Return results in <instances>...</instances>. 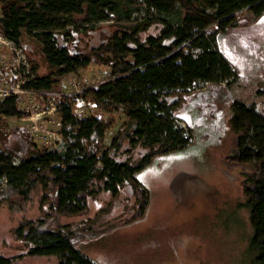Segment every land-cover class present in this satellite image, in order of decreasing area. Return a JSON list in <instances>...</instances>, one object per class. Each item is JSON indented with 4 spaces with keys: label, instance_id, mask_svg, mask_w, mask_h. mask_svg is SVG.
<instances>
[{
    "label": "trees",
    "instance_id": "trees-1",
    "mask_svg": "<svg viewBox=\"0 0 264 264\" xmlns=\"http://www.w3.org/2000/svg\"><path fill=\"white\" fill-rule=\"evenodd\" d=\"M143 1L150 12L141 19L116 25L96 45L71 50L50 30L64 27L57 15L85 14L103 20L121 9L128 15L134 0H0V33L19 47L25 33L36 40L33 49L26 50L33 76L22 84L24 89L50 92L76 68L104 66L105 77L86 91L96 101L122 105L125 116L104 144L111 119L97 112L78 116L75 103L80 95L62 92L57 111L64 146L57 151L39 146L35 131L26 127L14 125L7 130L5 117L19 118L29 111L20 106L19 94L0 97V180L4 177L22 200L38 193L40 206L48 205L46 216L79 212L89 197L101 192L115 197L125 183L140 184L135 174L153 155L187 146L188 137L175 122L181 103L177 97L168 99L170 92L199 80L230 77V61L210 38L219 40L236 26L235 12L241 8L254 13L264 10V0ZM211 25L215 31L205 34L203 29ZM65 34L70 35L69 29ZM96 107L103 108L98 102ZM226 125L222 160L230 167H243L240 204L247 209L250 224L247 264H264V105L232 99ZM124 141L127 146L122 149ZM137 147L145 151L132 160ZM121 153L126 157L121 159ZM44 220L25 219L13 229L27 254L54 255L56 264H94L71 241L68 225L46 228ZM14 258L0 254V264H19Z\"/></svg>",
    "mask_w": 264,
    "mask_h": 264
},
{
    "label": "rangeland",
    "instance_id": "rangeland-1",
    "mask_svg": "<svg viewBox=\"0 0 264 264\" xmlns=\"http://www.w3.org/2000/svg\"><path fill=\"white\" fill-rule=\"evenodd\" d=\"M128 7V15L121 9L103 20L89 19L85 14H60L57 18L64 27L50 30L57 32L59 42H65L71 50L90 47L104 40L116 25H131L150 12L143 0H134ZM235 17L236 26L228 28L219 40L210 38L230 61V77L199 80L168 96L177 97L181 103L175 122L188 137L187 146L153 155L135 174L140 184L132 180L125 183L115 197L108 192L89 197L85 209L71 214L46 216L48 205L40 206L38 193L22 200L2 177L0 254L15 257L14 263L19 264H56L54 255L27 254L24 243L13 232L22 220L44 218L46 228L68 225L73 232L71 241L94 264H247L250 224L248 211L240 204L244 200L243 167L228 166L222 156L231 100L240 98L264 105V10L254 13L241 8ZM67 29L70 35L65 34ZM215 29L211 25L203 32L209 35ZM35 41L31 33H25L21 48L26 63V50L33 49ZM15 57L10 44L0 35V76L4 86L26 76V70H20L21 62L19 74L13 70L12 66L18 64ZM105 70L104 66L90 64L67 73L53 93L21 92L19 104L29 113L23 118L5 117L6 129L14 125L26 127L35 131L39 146L59 151L64 144L58 134L57 98L62 92L78 94V116L97 112L111 119L112 126L104 137V144H108L125 119L122 105L96 101L86 91L105 77ZM97 102L103 108L96 107ZM126 146L124 141L122 149ZM144 151L135 148L132 160ZM122 154L121 159L126 157Z\"/></svg>",
    "mask_w": 264,
    "mask_h": 264
},
{
    "label": "built area",
    "instance_id": "built-area-1",
    "mask_svg": "<svg viewBox=\"0 0 264 264\" xmlns=\"http://www.w3.org/2000/svg\"><path fill=\"white\" fill-rule=\"evenodd\" d=\"M1 36H3L0 33ZM4 37V36H3ZM4 40L6 43L10 44V48L14 51V54L16 55V57L14 58V60L18 63L21 62L22 68H20V70L25 71L26 70V76H24V78H19L18 81H16L15 83H10L9 86H4L3 84L5 83V81H3V77L0 76V97L9 95V94H19L21 92H26L28 90L24 89L22 87V84L30 77L33 76V74L31 73V71H29L30 69H28L29 64L26 63V59H25V53L23 52L22 48L15 45L13 41L9 40V39H5ZM19 63L17 65H13V70L17 71V73L19 74V67H18ZM24 66V67H23ZM7 68V65L4 67ZM18 68V69H17ZM25 68V69H24ZM205 82H209V81H205ZM47 93H53V91L51 92H47ZM58 99V98H57ZM57 106V105H56ZM23 118V117H20ZM59 139V138H58Z\"/></svg>",
    "mask_w": 264,
    "mask_h": 264
}]
</instances>
